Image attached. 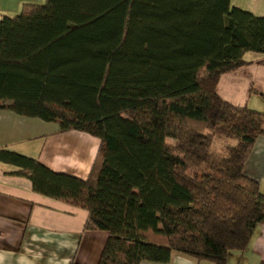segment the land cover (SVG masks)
<instances>
[{
  "label": "trees",
  "instance_id": "trees-1",
  "mask_svg": "<svg viewBox=\"0 0 264 264\" xmlns=\"http://www.w3.org/2000/svg\"><path fill=\"white\" fill-rule=\"evenodd\" d=\"M249 52L264 54V16L231 0L25 4L0 19V108L100 146L87 179L5 149L0 159L109 232L99 264L175 251L227 264L264 224V192L245 173L264 111L217 90Z\"/></svg>",
  "mask_w": 264,
  "mask_h": 264
},
{
  "label": "crops",
  "instance_id": "crops-1",
  "mask_svg": "<svg viewBox=\"0 0 264 264\" xmlns=\"http://www.w3.org/2000/svg\"><path fill=\"white\" fill-rule=\"evenodd\" d=\"M46 0H0V19L16 16L25 4ZM232 6L264 16V0H231ZM257 53V52H252ZM248 63L223 73L218 93L236 106L264 111V54L245 56ZM100 139L86 131L61 130L54 121L0 108V150L39 160L51 170L87 179ZM20 167L0 159V264H99L109 232L88 229L89 211L38 192ZM245 173L264 192V136H259ZM141 264H215L173 252L168 262ZM227 264H264V224H258L247 247L231 251Z\"/></svg>",
  "mask_w": 264,
  "mask_h": 264
},
{
  "label": "rangeland",
  "instance_id": "rangeland-1",
  "mask_svg": "<svg viewBox=\"0 0 264 264\" xmlns=\"http://www.w3.org/2000/svg\"><path fill=\"white\" fill-rule=\"evenodd\" d=\"M248 54H249V55H255V54H257V53H252V52H249Z\"/></svg>",
  "mask_w": 264,
  "mask_h": 264
}]
</instances>
